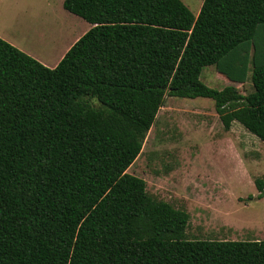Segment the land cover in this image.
I'll return each mask as SVG.
<instances>
[{
	"label": "trees",
	"instance_id": "16d2710c",
	"mask_svg": "<svg viewBox=\"0 0 264 264\" xmlns=\"http://www.w3.org/2000/svg\"><path fill=\"white\" fill-rule=\"evenodd\" d=\"M62 5L91 26L54 67L0 37V264H264V240L186 238L188 212L127 172L166 96L264 141V0ZM206 65L240 85H206Z\"/></svg>",
	"mask_w": 264,
	"mask_h": 264
},
{
	"label": "rangeland",
	"instance_id": "374dc122",
	"mask_svg": "<svg viewBox=\"0 0 264 264\" xmlns=\"http://www.w3.org/2000/svg\"><path fill=\"white\" fill-rule=\"evenodd\" d=\"M182 1L196 15L203 0ZM62 2L0 0V33L54 67L91 26ZM253 43L264 59V24ZM252 66L244 94L253 89ZM199 77L215 89L240 85L215 65L204 66ZM127 172L144 179L156 199L188 212L186 238L264 240V196L257 197L255 185L264 180V141L240 123L225 129L209 97L166 96Z\"/></svg>",
	"mask_w": 264,
	"mask_h": 264
},
{
	"label": "crops",
	"instance_id": "0c3cea01",
	"mask_svg": "<svg viewBox=\"0 0 264 264\" xmlns=\"http://www.w3.org/2000/svg\"><path fill=\"white\" fill-rule=\"evenodd\" d=\"M0 37L3 38V39H5V40L8 41L9 43L13 44V45L16 46L17 48L22 49V51L26 52L27 54H30V55L36 57L38 60L41 61V58H40L36 53L30 51L29 49L24 48L23 45H19L16 41L12 40V39H11L10 37H8L7 35H4V34L0 33ZM69 47H70V46H68V47L66 48V50L60 55V57L57 59L56 64L58 63V61L61 59V57L63 56V54L67 51V49H68ZM56 64H55V65H56ZM236 123H238V122H237V121H233V122L231 123V126H232V125H235Z\"/></svg>",
	"mask_w": 264,
	"mask_h": 264
}]
</instances>
